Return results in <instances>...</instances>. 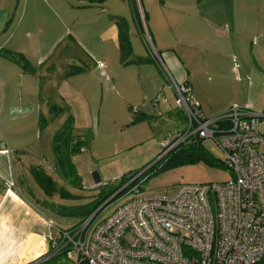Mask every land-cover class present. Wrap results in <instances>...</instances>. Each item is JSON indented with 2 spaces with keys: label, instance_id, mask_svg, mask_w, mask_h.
Returning <instances> with one entry per match:
<instances>
[{
  "label": "crops",
  "instance_id": "crops-1",
  "mask_svg": "<svg viewBox=\"0 0 264 264\" xmlns=\"http://www.w3.org/2000/svg\"><path fill=\"white\" fill-rule=\"evenodd\" d=\"M96 1L102 8L99 9L100 16H97L100 21L95 19L92 29L97 31L101 30L99 27L102 28L98 38L109 41L119 59L113 57V51L107 53L101 48L97 53L95 46L92 51L84 48L83 52L93 65L99 58H103L107 64L104 73L99 74L96 69L92 72L94 80L104 76L110 89L119 90L127 105L138 103L146 96L151 97L154 89L148 92L143 86L138 88L125 75V69L144 63L142 60L135 61L142 56L137 53L139 46L134 47V42L136 39L146 41L138 14L133 9L137 38L130 39L127 24L132 61L122 64L117 19L107 16L109 9L106 11L104 7L108 0ZM260 1L187 0V3H183L181 0H146L144 11L149 34L152 33L154 51L176 83L191 86L202 112L205 95L194 89L190 81L197 77L198 72L187 67L186 63L192 65L195 54L206 58L203 62L205 71H200L205 75L203 80L209 83L204 87L224 89L233 77L238 82L240 71L248 72V76L264 75V20L248 19V3L251 4L249 8L259 7V11L264 13V4ZM61 9L63 7L57 0H0V264H39L48 260L49 237L57 238V231L61 230L54 226L48 211L32 200L34 197L40 200L39 193L33 190L27 176V172L32 175L31 168L35 166L27 160L33 124L45 122L46 114L59 116L52 99L65 100V91L69 92L70 100L71 95L72 99L86 98L80 90V77L91 74L76 65L71 71L72 65L64 61L78 60V55L71 51V57H66V45L61 50L57 49L63 39H69L78 47L81 42V36L75 30L67 28L59 34L61 26L65 27L62 16L57 14ZM47 11L53 14L54 23L56 21L55 27H50V30L45 24ZM84 40L91 43L92 38ZM150 54V59L145 63L159 67L165 79L163 95L166 101L168 98L165 94L174 92L167 90L165 70L162 71L154 60L153 51ZM223 58L232 59L229 61L231 67H223ZM176 61L186 67V75L178 72ZM230 104L242 106L228 101L220 103L210 112H222ZM248 104L253 107L251 101ZM245 106L257 112L249 105ZM69 110V117H74V109L71 107ZM138 112L144 114L143 111ZM52 229H55V234Z\"/></svg>",
  "mask_w": 264,
  "mask_h": 264
},
{
  "label": "rangeland",
  "instance_id": "rangeland-1",
  "mask_svg": "<svg viewBox=\"0 0 264 264\" xmlns=\"http://www.w3.org/2000/svg\"><path fill=\"white\" fill-rule=\"evenodd\" d=\"M181 1L187 3V0ZM140 2L146 9V0ZM260 2L264 4V0ZM57 3L64 9L63 12H60L63 9L59 10L57 14L62 16L65 23V27L61 26L59 29V34L68 28L75 30L81 36L79 47L70 43L69 39H63L57 49L61 50L66 45L64 51L66 57H71L69 55L71 51L78 55V60L64 61L72 65L71 71L76 67H82L91 74L87 73L84 77H80V90L86 98L72 99L73 96L70 94V100L68 91L64 93L65 100L53 94L56 98L52 101L57 105L56 111L59 116L52 117L46 114L45 122L33 124L30 130L27 160L31 165L46 171L54 183V189L48 193L35 182L33 175L27 172L32 183L31 187L39 193L40 200L37 201L35 197L32 200L34 199L39 207L48 211L54 226L61 230L74 226L79 221V217L76 215V209L72 207L90 203L98 197L102 189L118 186L122 183L121 177H125L124 184H126L131 176L143 172L139 179L142 180L139 189V195L142 196H173L183 184L221 183L229 180L231 174L221 163L223 154L211 139L200 141L202 148L200 152L194 149L195 147H191V150H194L191 155L187 151L179 153L178 156L172 154L162 156L163 141L167 138L173 139L178 132L184 130L185 120L175 103L174 93H166L168 100L164 99L163 88L166 84L159 67L145 63L150 59V52H154L152 33L149 34L150 39L143 35L146 41L136 39V43L134 42V47L139 46V50L136 51L141 54L144 63L125 69V75L138 88L143 86L148 92L151 89L155 92L151 97L146 96L138 103L132 102L127 105L119 90L110 89L109 83L104 81V76L99 77L100 79L96 77L97 79L94 80L95 75L92 72L95 69L99 74L105 71L107 64L103 58H99L93 65L92 60L83 52L84 48L92 51V47L95 46L97 53L102 48L107 53L113 51V57L119 59L117 51L109 41L98 38L102 28L99 27L101 30L97 31L92 29V22L95 19L100 21V17L98 19L97 16L102 5L96 0H57ZM92 3L96 4L92 5ZM249 5L251 4L248 3V19L264 20V13L259 11L260 8H249ZM104 9L106 11L109 9L108 17L127 22L130 39L137 38L134 25V10L136 14L138 13L136 0H108ZM52 15L48 11L45 15L48 30L56 25ZM84 38H92L91 43L86 42ZM129 57L131 58V55ZM204 59L205 56L195 54L193 64L186 63L187 67L198 72L197 77L190 81L194 89L205 95L202 108L207 117H214L228 110L233 104L222 112L216 114L210 112L220 103L228 101L242 106L249 105L257 112L264 110V75L248 76V72L240 71L238 82L234 81L233 77L224 89L204 87L209 84L203 80L205 75L201 73L205 71ZM230 60L223 58L224 68L230 66ZM176 62H178L176 63L178 72L186 75V67L179 61ZM172 73L175 74L173 71ZM166 88L171 90L169 85ZM248 101L252 102L253 107ZM71 107L74 109V117L71 118L70 140L72 143L81 141L82 147L79 152L69 157L73 173L68 175L56 164L52 138L69 119L68 111ZM138 111H143L145 115ZM261 130L264 131V124L261 125ZM187 155H190L188 159L178 161L179 158H185ZM167 157L170 159L168 160ZM82 182L85 187L81 186ZM130 197V194L117 197L100 211L97 219L109 216ZM52 232L55 234V229H52ZM49 246V259L40 261L39 264H70L64 254L55 253L51 249V244ZM35 263L37 262L32 264Z\"/></svg>",
  "mask_w": 264,
  "mask_h": 264
},
{
  "label": "built area",
  "instance_id": "built-area-1",
  "mask_svg": "<svg viewBox=\"0 0 264 264\" xmlns=\"http://www.w3.org/2000/svg\"><path fill=\"white\" fill-rule=\"evenodd\" d=\"M153 58L164 71L156 51ZM164 75L185 129L163 141L162 156L211 139L231 178L183 184L173 196H142L143 172L135 174L122 187L129 199L105 218L97 219L98 207L83 222L58 230L57 238L49 237L51 249L70 264H264V110L233 104L207 117L189 84L176 83L167 70Z\"/></svg>",
  "mask_w": 264,
  "mask_h": 264
},
{
  "label": "trees",
  "instance_id": "trees-1",
  "mask_svg": "<svg viewBox=\"0 0 264 264\" xmlns=\"http://www.w3.org/2000/svg\"><path fill=\"white\" fill-rule=\"evenodd\" d=\"M145 18H146V13H145ZM118 23V29H119V34H118V45H119V51H120V59L122 64H127L131 62L129 56L131 55V46H130V41L128 38V28L126 23L122 19L117 20ZM141 58H138L135 60L136 62L141 61ZM181 112V111H180ZM182 114V112H181ZM183 116V115H182ZM71 117L66 120V122L62 125V127L56 131L52 138V149L54 152L56 164L58 167L66 174H72L73 173V167L70 162L69 157L76 154L79 152L81 149V141L72 143L70 140V129H71ZM189 147V148H188ZM187 149L181 148L178 151L171 152L169 154H172L173 156H178L179 153L182 152H187L189 151L190 155L192 153L191 147H195L194 149H197L199 152L202 151V148L200 146H188ZM191 150V151H190ZM195 150V151H197ZM197 151V152H198ZM203 153V152H201ZM168 154V156H169ZM181 155V154H180ZM189 155V156H190ZM188 155L185 158H179V162L183 161L185 159H188ZM169 160L170 158L167 157ZM212 161V160H211ZM32 169V175L35 180V182L46 192H50L54 189V183L49 177V175L41 168L38 166H34L31 168ZM122 183L119 184L118 186H112L111 188H105L102 189V192L98 195L97 198H95L93 201L90 203L81 205V206H73L72 208H75L76 210V215L79 217V221L76 224H79L83 222L86 218H88L98 207H100L104 202H106L101 208V210L109 204L111 201L116 199L119 196L125 195L127 192V187H123L125 183V177H121ZM122 188V189H121ZM121 189V190H120ZM120 190V191H119ZM47 204V203H46ZM100 210V211H101ZM99 211V212H100ZM98 212V213H99ZM75 224V225H76Z\"/></svg>",
  "mask_w": 264,
  "mask_h": 264
},
{
  "label": "water",
  "instance_id": "water-1",
  "mask_svg": "<svg viewBox=\"0 0 264 264\" xmlns=\"http://www.w3.org/2000/svg\"><path fill=\"white\" fill-rule=\"evenodd\" d=\"M112 197H113V196H112ZM112 197H111V198H112ZM111 198H109V199H111ZM107 201H108V200H107ZM107 201H106V202H107ZM106 202H104V203L99 207V209H100V208H101Z\"/></svg>",
  "mask_w": 264,
  "mask_h": 264
}]
</instances>
